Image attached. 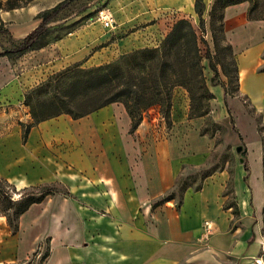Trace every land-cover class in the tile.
I'll use <instances>...</instances> for the list:
<instances>
[{
	"label": "crops",
	"instance_id": "obj_1",
	"mask_svg": "<svg viewBox=\"0 0 264 264\" xmlns=\"http://www.w3.org/2000/svg\"><path fill=\"white\" fill-rule=\"evenodd\" d=\"M114 1L128 9L173 7L198 18L195 0ZM213 2L203 0L206 13ZM54 4L0 8V24L22 38ZM247 9L246 2L227 6L222 18L237 62V92L227 100L242 154L177 201L157 203L174 189L182 167L199 158L177 163L163 129L143 118L131 130L121 102L79 118L63 113L37 122L24 102L26 91L54 72L116 57V42L84 26L39 49L32 64L0 56V177L17 189L61 183L68 193L32 204L14 233L0 219V264H264V20H249ZM114 22L111 30L119 28ZM162 22L150 21L127 39L128 47L144 45L142 34L159 31Z\"/></svg>",
	"mask_w": 264,
	"mask_h": 264
},
{
	"label": "rangeland",
	"instance_id": "obj_2",
	"mask_svg": "<svg viewBox=\"0 0 264 264\" xmlns=\"http://www.w3.org/2000/svg\"><path fill=\"white\" fill-rule=\"evenodd\" d=\"M53 1L55 2L54 5H56L62 0ZM128 1L133 3L134 0ZM101 11L118 22L119 28L117 30L102 28L101 22L98 20ZM194 11L196 13L195 7ZM202 17L205 26V33L203 34L199 29V19L197 17H191V15H187L173 7L162 9L151 6L148 9L141 10V8L136 6H131L130 9L125 8L121 3L114 0H70L69 5L61 10L53 21L48 24L52 30V33L48 37L49 43L54 42L53 38L55 35H62L64 29L61 27L67 25H70L69 29H72V32L85 26L87 31L95 30L99 34L107 35V41L117 43L118 53L116 57L102 64L114 62L122 55L138 49H153L159 47L165 36L172 29L175 21L181 18L188 19L197 34L203 36L207 45L202 42L199 43L200 53L202 55L200 61L201 76L199 79L196 80L191 77V68L187 66L189 63L181 62L178 59H174L173 61L176 73H181V71L185 72V82L189 83L191 93L185 86H175L171 89L172 95L169 106H165L161 102L152 104L144 110L142 117L150 125L165 131L170 142L172 158L177 163L191 156L199 158L197 164L184 165L178 173L175 187L172 190V199L176 201L180 199L186 188H196L208 174L222 168L232 167L242 154V148L240 151L236 150V147L241 145V140L238 137L236 130L238 128L232 109L230 108V103L227 100L228 96H233L237 92V62L228 50L226 44L222 41V35L218 30L215 31V42H213L209 25V12L206 13L203 10ZM159 19H163L159 31L156 32L153 30L147 32V34H142L144 38L141 41L144 45L128 47L129 44L126 41L129 37L137 33L140 34V31L144 32L150 21L152 24ZM2 25L4 27V23ZM70 33L65 36L70 35ZM10 35L12 36V34ZM19 39L15 37L14 41L17 43ZM13 44L11 43L9 45L12 46ZM0 46L2 48H9L6 34L0 33ZM206 46L210 50V54L207 57ZM38 51L40 50L37 49L27 52L20 57L12 58L10 61L20 66L32 64L37 62L40 56ZM149 55V53L144 54V56ZM141 58L142 55L140 54L136 56L137 60ZM78 63L81 64V68L84 67L81 62ZM96 66L84 68H93ZM171 73L172 70L168 69L166 76ZM138 74H142V72L134 69L133 76L135 77L136 83ZM50 75L47 76L46 80ZM153 83L152 80H148L144 86L153 85ZM38 85L30 88L25 93L30 104H34L38 98L34 90ZM137 89L142 90L143 85H138ZM209 93L212 96L209 97ZM222 93H224V96ZM106 96L107 94L98 95L92 98V101L99 102ZM158 98L160 96L154 93L142 97L139 101L140 103H145ZM63 105V103L54 105L47 103L44 106L37 105L35 108L33 107L34 114L31 115L32 122L37 120V118L46 117L63 110ZM233 111L235 112V107H233ZM236 115L237 123L242 126V118L237 113ZM1 180L4 189L8 191L11 198L13 200L18 199L22 189L15 188L0 177ZM29 191H34L35 193L47 191L48 194L44 197L43 201L51 195L66 196L68 194L66 187L61 183L33 186L27 190V192ZM7 213L11 214V210L7 211ZM4 218L5 216L0 215V219L4 220Z\"/></svg>",
	"mask_w": 264,
	"mask_h": 264
},
{
	"label": "trees",
	"instance_id": "obj_3",
	"mask_svg": "<svg viewBox=\"0 0 264 264\" xmlns=\"http://www.w3.org/2000/svg\"><path fill=\"white\" fill-rule=\"evenodd\" d=\"M30 1L6 0L4 3L0 1V8L13 9L24 6ZM69 2L70 0H62L53 7L40 11L36 15L38 24L24 37L20 38L17 43L10 35L8 29L3 27L1 23L0 33L6 34L9 48L4 47L0 56H7L11 60L12 58L20 57L27 52L41 49L50 44L48 37L52 33V30L48 24L53 21L61 10L69 5ZM243 2L248 3L247 18L249 20H264V0H214L209 11V25L213 42H215V31L218 30L222 35V41L225 43L222 22L224 9L227 6ZM194 7L199 19V29L203 34L205 33L204 19L202 17L204 10L203 0H195ZM69 27L70 25L61 27L64 29V32L62 35H55L53 41L55 42L72 32V29H69ZM200 42L207 45L203 36L197 34L188 19H178L159 47L153 49H138L122 55L114 62L93 68H81V64L74 63L63 70L52 73L47 80L45 79L46 81L44 80L39 83L34 89L38 97L34 104H30L26 96L24 102L30 107L31 115L34 114L33 107L35 108L37 105L44 106L47 103L53 105L59 103L64 104L63 110L46 117L37 118L34 122L63 113L68 114L72 118H79L112 102H121L131 118V130H134L140 124L143 112L147 107L160 102L165 104V106L170 105L171 89L173 87L182 85L188 88L191 93L189 83L185 82V72L181 71V73H176L173 61L174 59H178L181 62L189 63L187 66L191 68V77L196 80L199 79L201 76L200 61L202 58L199 47ZM11 43L14 44L10 46L9 44ZM226 46L232 53L230 45L226 44ZM146 53L150 55L144 56ZM139 54L142 55V58L137 60L136 56ZM209 54L210 50L207 47L206 57ZM134 69L142 72V74L137 75V83L133 76ZM168 69H171L172 73L166 76ZM148 80H152L154 82L153 85L144 86ZM138 85H143V89H137ZM154 93H157L160 98L140 103L139 100L142 97ZM101 94H107V96L99 102L92 101V98ZM210 96L212 94L209 93ZM29 126L30 124L25 126L24 133L27 132ZM28 189H31V187L22 189L20 197L13 200L8 191L4 189L2 180L0 181V215L5 216L13 233L17 230L20 216L32 204L43 201L44 197L48 194L47 191H40L38 193L34 191L27 192ZM172 195L173 191L166 194L157 203L171 200ZM10 210L11 214L7 213Z\"/></svg>",
	"mask_w": 264,
	"mask_h": 264
},
{
	"label": "built area",
	"instance_id": "obj_4",
	"mask_svg": "<svg viewBox=\"0 0 264 264\" xmlns=\"http://www.w3.org/2000/svg\"><path fill=\"white\" fill-rule=\"evenodd\" d=\"M98 20L101 22L102 26L106 29H114L115 22L112 17L103 11L100 12Z\"/></svg>",
	"mask_w": 264,
	"mask_h": 264
},
{
	"label": "water",
	"instance_id": "obj_5",
	"mask_svg": "<svg viewBox=\"0 0 264 264\" xmlns=\"http://www.w3.org/2000/svg\"><path fill=\"white\" fill-rule=\"evenodd\" d=\"M241 148H242L241 145H238V146L236 147V150H237V151H240Z\"/></svg>",
	"mask_w": 264,
	"mask_h": 264
}]
</instances>
